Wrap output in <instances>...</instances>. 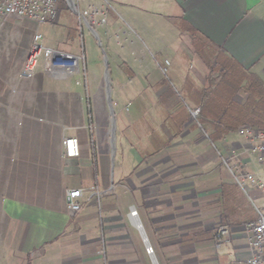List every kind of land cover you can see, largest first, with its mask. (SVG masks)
<instances>
[{"label":"crops","instance_id":"1","mask_svg":"<svg viewBox=\"0 0 264 264\" xmlns=\"http://www.w3.org/2000/svg\"><path fill=\"white\" fill-rule=\"evenodd\" d=\"M65 1L78 31L60 24V10L50 24L0 23V264H153L136 218L158 264H233L229 249L220 252L228 243L234 264H245L244 228L228 227L221 201L231 196L226 175L233 180L221 160L240 138L218 139L212 124L204 122L206 132L198 120L218 118L220 104L262 102L254 89L264 87V0H107L99 25L83 15L103 0ZM84 28L98 47L102 37L111 49L127 29L139 38L116 40L112 78H103L94 42L88 61ZM35 35L43 47L80 58L78 70L49 74L41 59L24 75ZM204 51L218 63L204 62ZM224 63L236 79L234 72L217 78ZM243 83L250 93H239ZM113 111L120 127L114 164ZM255 111L260 117L262 109ZM134 119L140 127L125 140ZM66 138L78 139V158L65 157ZM74 190L82 192L76 213L67 196ZM247 192L264 202L256 188ZM220 226L228 236L218 243Z\"/></svg>","mask_w":264,"mask_h":264},{"label":"built area","instance_id":"2","mask_svg":"<svg viewBox=\"0 0 264 264\" xmlns=\"http://www.w3.org/2000/svg\"><path fill=\"white\" fill-rule=\"evenodd\" d=\"M63 0H0V23L8 17H17L44 25L56 21L58 8ZM107 0L103 4L92 6L83 16H90L91 25L104 24L106 22ZM99 17L98 20H95ZM41 35H35L33 44L24 63L23 73L26 76L34 74L39 61L42 59L47 73L71 74L78 70L80 58L69 53L55 51L41 45ZM164 74L166 70H163ZM199 109L191 111L194 119L198 117ZM240 138L237 147L229 150L228 155L222 158V165L230 172L234 182L244 192L249 186L256 188L264 195V129L242 126L236 131ZM66 158H78L80 156L79 141L77 138H66L62 142ZM254 168V169H252ZM80 190L70 191L69 209L78 212L81 208L79 199ZM258 219L244 225L247 239L248 257L245 264H264V212L256 209ZM133 217L137 216L135 210L130 212ZM228 236L225 226H220L216 233L218 243ZM148 255L153 250L146 248Z\"/></svg>","mask_w":264,"mask_h":264},{"label":"rangeland","instance_id":"3","mask_svg":"<svg viewBox=\"0 0 264 264\" xmlns=\"http://www.w3.org/2000/svg\"><path fill=\"white\" fill-rule=\"evenodd\" d=\"M84 2L87 1H93V0H83ZM112 1V0H111ZM82 5V3H81ZM83 6V5H82ZM115 12L113 13V15L115 17H119L118 15H121V17H123V13H120V10H118L117 5L115 4L114 6ZM60 10V24H62L63 26H67V27H74V29H76L78 31V26H77V15H75L72 11V9L69 7L68 3L63 0L60 3V7L58 8V11ZM118 14V15H116ZM118 20L120 21V18H118ZM84 38H85V49L87 51V59L88 61L92 62L93 61V56H91V52H89V44L90 42H94L96 47L98 48L99 52H100V60H99V64H100V69L103 75V78H112L113 77V69L115 68V63L112 59V54L114 51H117L115 44H116V40L117 42H120V46H121V42L125 43V44H129L130 42H135L136 40H139V38L137 37V35L132 32L130 29L125 30L121 35H118V37H114V41H113V46L111 47V49L108 48L106 41L101 37L100 39V46L98 47V41L96 39H94V37H92V35L88 32L87 29L84 28ZM140 43L141 40L139 41ZM124 45V44H123ZM120 46L118 47V49L120 48ZM143 49H145L146 51H152V46L150 45V43L148 41H144L143 44ZM130 53V52H129ZM216 54V53H215ZM214 53H209L207 51H204V53H201V59H203V61L205 62V60L209 61L210 63H218L217 60H213V57L215 56ZM162 58H158L157 62L158 64H162L164 56H161ZM95 63V62H93ZM209 63V64H210ZM128 65H130V63H127ZM127 64H123V65H119L120 68L125 69V66ZM216 65V64H214ZM222 66V69H220L218 72L217 70L219 69V67ZM220 66H218L214 72H217L218 76L217 78H227L228 76H230V73L234 72V75L232 76L233 79H236L238 76V73L232 68L231 63H224L223 65L220 64ZM163 67V66H162ZM163 69V68H162ZM162 74H164L163 70ZM222 71V73H221ZM232 71V72H230ZM221 74V75H220ZM248 74V73H247ZM165 75V74H164ZM247 78H251L250 75L246 76ZM253 77V76H252ZM219 79V80H220ZM229 79H231L229 77ZM259 81V80H258ZM249 87L247 86L246 83H243L240 86V91L239 93H245L248 94L250 93L249 91ZM238 93V94H239ZM238 97V96H237ZM259 104L254 103V102H250L249 103V112H248V116L254 118L259 117L260 113H256V111H254V108H256ZM261 118V117H260ZM135 120V119H134ZM140 119H136L134 123H131L129 121V124L127 123L126 128H125V132H124V137L125 140H132V136L130 135V131L132 128L134 127H140L137 126L138 125V121ZM199 121V120H198ZM109 126H110V139H111V144H112V155H113V164L115 162V157H119L120 155V135H119V122H117V118L116 115L113 112H109ZM256 123L254 124H249L250 126H256V127H260L262 125V121H258V122H254ZM137 124V125H136ZM202 127L204 128V130L207 132L208 129V125H206L204 122L201 123ZM237 131V130H236ZM235 131V132H236ZM235 136V135H234ZM141 142V141H140ZM130 143V142H128ZM132 143V141H131ZM221 172V176H225L224 173ZM114 168L112 171V176H114ZM220 174V173H219ZM226 178L224 180L225 183V187L228 188L229 193H230V197H223V199H221L222 203H223V208L225 209L226 212V219L228 222V227L229 228H244V225L248 222H253L256 221L258 219V213L256 209H259L261 212H264V202L261 200H258L252 193H248V192H244L242 189L237 187V184L235 182H233L234 180L231 179V177H229V175H226ZM224 200V201H223ZM221 203V204H222ZM216 236V235H215ZM227 236L224 237V239H226ZM223 239V240H224ZM221 240V241H223ZM247 241V239H246ZM142 242V241H141ZM232 242V241H231ZM143 248L145 245V249L144 252L146 254V256L151 257V256H155V249L152 246H147L145 243L143 245V243H141ZM232 244V243H231ZM230 243H228V245L222 244L220 247V252H224L226 249L230 252L229 253L230 256V261H232V263L234 264V257H236L235 255H233L234 250L232 245ZM151 248L153 250V254L150 256L146 253V248ZM232 257V258H231ZM243 262V260L241 261Z\"/></svg>","mask_w":264,"mask_h":264},{"label":"trees","instance_id":"4","mask_svg":"<svg viewBox=\"0 0 264 264\" xmlns=\"http://www.w3.org/2000/svg\"><path fill=\"white\" fill-rule=\"evenodd\" d=\"M254 91L260 93V95H261L262 102L260 103L259 106L254 108V111L258 107H260V109H262V114L260 116L261 118L257 117V119H256V117L252 118V117L247 115L249 112V109H250L248 107L249 106L248 102H245L243 104H235V103L220 104V106H219L220 111L218 113V118L209 119V118L201 117L199 119L200 124L202 122H207L209 124H212L213 127L217 131V133H215L213 136L218 138V139H221L223 137H226V136L234 133L236 130H238L242 126H250L249 124L255 125L256 123H254V122H258V121H262V125L260 127H256L253 125L252 127L264 129V87H263V85L255 87ZM209 105L210 104H207V106H209ZM233 108H235V110H236L235 112H232Z\"/></svg>","mask_w":264,"mask_h":264},{"label":"water","instance_id":"5","mask_svg":"<svg viewBox=\"0 0 264 264\" xmlns=\"http://www.w3.org/2000/svg\"><path fill=\"white\" fill-rule=\"evenodd\" d=\"M68 202H69V199H68ZM137 222H138L137 229L141 232V235H142V238H143L144 243H145L147 246H149L148 241H147V238H146V236H145V234H144V231H143V229H142V227H141L139 221H137ZM151 259H152V263H153V264H158L154 256H151Z\"/></svg>","mask_w":264,"mask_h":264},{"label":"bare ground","instance_id":"6","mask_svg":"<svg viewBox=\"0 0 264 264\" xmlns=\"http://www.w3.org/2000/svg\"><path fill=\"white\" fill-rule=\"evenodd\" d=\"M133 217H136V216L134 215ZM132 219L135 220V218H132ZM135 222H136V227H137L138 226L137 218H136Z\"/></svg>","mask_w":264,"mask_h":264}]
</instances>
